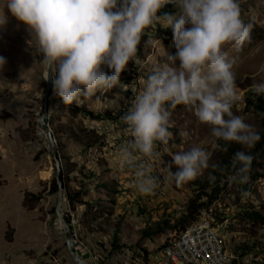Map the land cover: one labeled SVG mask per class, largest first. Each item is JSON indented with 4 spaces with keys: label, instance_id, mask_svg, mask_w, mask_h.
<instances>
[{
    "label": "rangeland",
    "instance_id": "1",
    "mask_svg": "<svg viewBox=\"0 0 264 264\" xmlns=\"http://www.w3.org/2000/svg\"><path fill=\"white\" fill-rule=\"evenodd\" d=\"M239 4L241 17L251 25V31L238 51L231 46L225 48L229 58L235 61L232 71L239 96L232 111L264 137L263 117L249 104L257 99L250 85L264 81V0H239ZM3 17L4 22L0 23V56L5 58L0 69V264H78L69 252L57 215L58 193L53 192L57 166L52 145L58 152L61 182L65 181L66 189L71 193L88 191L82 196L86 205L72 209L66 189L62 202V211L77 234L74 247L88 263L157 264L154 257L160 255L163 244L177 235L182 228L178 226L179 220L195 202L200 208L193 218L211 213L218 221L228 223V245L243 264H264V221L247 217L249 213L264 217V139L251 150L235 143L228 145L250 151L253 156L244 182H229L226 166L229 153L213 147L215 138L209 126L201 124L192 110L184 106L171 110L168 130L172 135L168 152L154 162L151 174L157 178L158 186L152 195L138 194L131 172L119 165V146L130 139L123 133L125 125L120 118L142 90L152 69L167 62V55L175 52L170 28L157 24L155 29L146 30L137 46L139 63H128L120 74L118 86L97 92L79 106L64 105L52 92L44 116L47 70L30 45L31 36L24 25L6 9L0 11V21ZM105 72L108 74L106 68ZM75 107L96 114L112 111L118 122L75 114ZM61 125L63 131L70 125L94 130L103 136L102 145L85 150L63 132L57 134ZM192 146L208 151L210 163L218 167L206 169L193 181L177 186L169 174L173 165L171 155ZM210 173L216 177L211 182ZM105 184L112 188V194ZM166 221L171 228L152 238L140 237L139 232L157 229ZM116 222L120 225V242L113 249ZM247 246L250 251L245 256L243 248Z\"/></svg>",
    "mask_w": 264,
    "mask_h": 264
},
{
    "label": "clouds",
    "instance_id": "2",
    "mask_svg": "<svg viewBox=\"0 0 264 264\" xmlns=\"http://www.w3.org/2000/svg\"><path fill=\"white\" fill-rule=\"evenodd\" d=\"M169 4L175 12L163 11ZM4 9L24 25L45 70L54 71L53 91L64 105L79 106L118 86L128 63H139L137 46L146 30L157 24L171 29L175 52L152 69L120 118L130 139L119 146L117 159L131 172L138 194L152 195L158 186L151 172L168 152L171 110L178 105L209 126L213 147L220 151L232 143L251 150L260 140L254 127L232 111L239 96L235 61L225 48L238 51L251 31L239 0H0ZM4 64L0 56V69ZM250 91L264 96V81L250 85ZM171 160L176 171L169 174L177 186L218 167L199 146L172 154ZM252 160L250 151H236L228 181L244 182ZM215 179L210 173L209 181Z\"/></svg>",
    "mask_w": 264,
    "mask_h": 264
},
{
    "label": "built area",
    "instance_id": "3",
    "mask_svg": "<svg viewBox=\"0 0 264 264\" xmlns=\"http://www.w3.org/2000/svg\"><path fill=\"white\" fill-rule=\"evenodd\" d=\"M168 7L174 8L170 4L164 8ZM228 235L226 221H218L211 213L198 215L163 244L160 255L153 260L157 264H243L228 245ZM74 237L77 243L75 231Z\"/></svg>",
    "mask_w": 264,
    "mask_h": 264
},
{
    "label": "trees",
    "instance_id": "4",
    "mask_svg": "<svg viewBox=\"0 0 264 264\" xmlns=\"http://www.w3.org/2000/svg\"><path fill=\"white\" fill-rule=\"evenodd\" d=\"M163 11L175 12L176 9L172 8V7H168V8H164ZM52 92H54L53 89H52ZM249 104H252L253 107L262 115L263 122H264V96H257V99L253 102L250 101ZM183 107H184L183 105H178L175 109H172V110L181 109ZM74 110H75V114L83 113L84 115L90 117L91 119L108 120L110 122H118L117 121V119H118L117 115L115 113H113L112 111H106L104 113L96 114L93 111H89V110H87L85 108H81V107H75ZM63 129H64V126H62V125L60 127H58L57 134H59V132H63V134L65 136L70 138L75 144H77L78 146H81L85 150H90V149H93V148H96V147L102 145L103 136L99 135L94 130H89V129H86L84 127H79L76 125H70L68 127L67 131H63ZM263 139H264V137H262L260 135L259 141H262ZM60 148H63V146L60 145ZM160 148H161V146L158 144L157 150L159 151ZM236 151H238V150L234 149V148L232 149L229 146L227 147V152L230 155V158H228V160L226 162L228 174H231L235 171V168L233 167V164H232V157ZM165 163H166V166L168 167L169 165H167V161H165ZM171 170H172V172L176 171L174 164L171 165ZM63 185H64V189H66L65 181H63ZM104 186L107 189V191L109 190L108 192L111 193L110 190H112V188H109L108 185H106V184ZM59 190H60L59 183H58V180H56L54 185H53V192L58 193ZM84 193H88V191L87 190H85V191L80 190L78 192L71 193L69 190L66 189V196H67L68 202H69L70 206L72 207V209H74L77 205H86L87 204V202H84L82 199V196L84 195ZM194 203L195 202H193L192 205H190L188 211L186 213H184L183 217L179 220L178 226H182L181 229H183L187 224H189L190 222H192L193 220L196 219V217L195 218H193V217L196 213H198L197 211L200 207H196V205ZM247 217L249 220L264 221V217L260 213H249V214H247ZM192 218H193V220H191ZM168 222L169 221H166L165 223H163L161 225V227L160 226L157 227V229H150V228L144 229L143 231L139 232V235L141 238H152L156 234L163 232L166 228H171L172 226L169 225L170 222L169 223ZM114 231H115V235L113 238V245H112L113 249L118 248V243L120 242V239L118 237H119L121 230H120V225L118 222H116V224L114 225ZM243 249L245 250V256H246L250 251V247L247 246V247H244Z\"/></svg>",
    "mask_w": 264,
    "mask_h": 264
},
{
    "label": "water",
    "instance_id": "5",
    "mask_svg": "<svg viewBox=\"0 0 264 264\" xmlns=\"http://www.w3.org/2000/svg\"><path fill=\"white\" fill-rule=\"evenodd\" d=\"M53 76H54V71L51 69H48L47 74H46L47 81H48V88H47V91L45 93V99H44V106H45L44 116H46L48 113L49 99L51 97V93H52V89H53V86L51 83V79L53 78ZM49 137H50V141L53 143L54 142L53 135L50 132H49ZM52 152H53L54 160H55V163L57 166V177L56 178L58 180L59 187H60V190L58 192L57 215H58V217H59V219L63 225V228H64L65 238L67 241V246H68L69 252H70L72 258L74 259V261L76 263H78V264H90L84 258H82L81 256L78 255V253L74 247V243H75L74 231L70 225L69 220L67 219V217L64 215V213L62 211L64 185L61 182L62 168L60 165V160H59L58 152H57L55 145H52Z\"/></svg>",
    "mask_w": 264,
    "mask_h": 264
},
{
    "label": "crops",
    "instance_id": "6",
    "mask_svg": "<svg viewBox=\"0 0 264 264\" xmlns=\"http://www.w3.org/2000/svg\"><path fill=\"white\" fill-rule=\"evenodd\" d=\"M150 243H151V241H150ZM149 248H150L149 245H147V250H148V251H150ZM148 255L151 256L150 254H148Z\"/></svg>",
    "mask_w": 264,
    "mask_h": 264
}]
</instances>
